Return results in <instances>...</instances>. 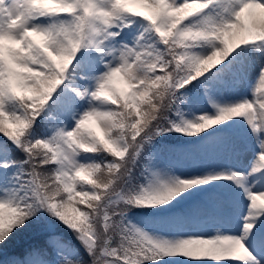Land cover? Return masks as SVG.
Here are the masks:
<instances>
[{
  "label": "snow or ice",
  "instance_id": "1",
  "mask_svg": "<svg viewBox=\"0 0 264 264\" xmlns=\"http://www.w3.org/2000/svg\"><path fill=\"white\" fill-rule=\"evenodd\" d=\"M0 264H264V0H0Z\"/></svg>",
  "mask_w": 264,
  "mask_h": 264
},
{
  "label": "trees",
  "instance_id": "2",
  "mask_svg": "<svg viewBox=\"0 0 264 264\" xmlns=\"http://www.w3.org/2000/svg\"><path fill=\"white\" fill-rule=\"evenodd\" d=\"M14 251H15V250H10L9 254H10V255L13 254Z\"/></svg>",
  "mask_w": 264,
  "mask_h": 264
}]
</instances>
